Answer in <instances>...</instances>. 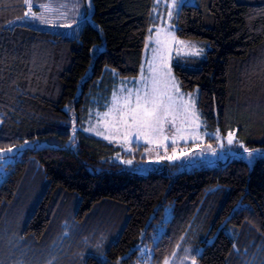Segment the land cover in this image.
<instances>
[{"label": "trees", "instance_id": "16d2710c", "mask_svg": "<svg viewBox=\"0 0 264 264\" xmlns=\"http://www.w3.org/2000/svg\"><path fill=\"white\" fill-rule=\"evenodd\" d=\"M92 1L93 21L71 38L27 24L10 26L25 16L24 0H0V150L35 145L8 164L10 177L0 180V216L39 164L48 187L27 234L42 236L73 196L80 200L76 217L82 221L100 205L115 204L128 216L123 231L106 261L89 257L86 264H133L142 240L154 236L156 221L173 205L154 247L156 260L173 253L201 214L212 224L213 240L204 241L199 263L229 264L235 246L251 239L248 232L264 242V158L252 168L229 159L148 175L114 161L123 149L86 132L85 122L94 99L110 91V69L119 78L139 75L156 0ZM175 25L179 38L208 46L204 59L174 63L181 89L200 90L206 129L236 131L248 148H264V61L256 63L264 51V0H197L181 6Z\"/></svg>", "mask_w": 264, "mask_h": 264}, {"label": "rangeland", "instance_id": "374dc122", "mask_svg": "<svg viewBox=\"0 0 264 264\" xmlns=\"http://www.w3.org/2000/svg\"><path fill=\"white\" fill-rule=\"evenodd\" d=\"M33 5L32 12L26 20L23 17L10 22V26L16 24H27L38 28L46 29L55 33H60L68 37H78L88 21H93L94 4L92 0H30ZM172 0H156L155 9L153 11V25L150 28L147 38V46L143 55V64L145 74H147V60L152 58V48L154 45V36L157 28H165L172 33V41L170 51L168 53V66L176 82L179 85L180 92L187 95L192 94L195 99L196 108L201 118V134L205 131L209 133L204 137L202 142H193L191 140L184 142L179 141L176 147L177 155H181V159L169 161L164 156L162 148L154 145L145 144L143 140L135 141L131 144H124L118 138L108 140L104 136L106 132L105 124L101 120V116L108 110V106L112 100L113 92H118L122 88H134L139 86V77L119 78L117 72L113 69L115 80L109 93L102 91L94 99L90 106L89 115L85 122V131L99 138L112 142L120 146L123 152H119L113 157V160L121 163L126 169H130L142 175H148L153 170L163 168H172L173 173L182 171H193L195 168L215 167L229 159H243L249 163L252 168L255 163L264 158V148L250 149L247 145L238 139L236 131L234 133L233 144H227V135L219 130V140H223L221 147L219 140L216 138L217 130L209 131L205 127L201 111L198 107L200 90L197 88L193 92H184L174 73V63L178 61H186L188 57H198L204 59L206 57L208 46L196 40H187L179 38L176 34L175 20L177 14L184 4H196L197 0H184L183 4L177 0V7H170ZM51 4L53 7H59L58 12H45L41 5ZM172 11L171 18L168 12ZM35 17L43 15L47 22H43ZM64 13V15H61ZM86 14V15H85ZM104 49V46L100 50ZM264 61V51L259 56L256 63ZM107 87H110L109 85ZM1 122V119H0ZM91 129H94L91 130ZM96 132H103V135H97ZM195 143H200L201 147L211 144L216 150L215 155L211 151L205 150L201 156L200 148L195 147ZM243 145V147H241ZM35 145L26 142L22 146L11 148V153H5L0 150V156H5V160L0 161V180L9 179L8 164L17 161L23 152ZM45 146V143L37 145ZM131 148V151H128ZM147 149H150L147 150ZM253 152L251 161L248 158V152ZM157 152L160 156H157ZM172 154V147L168 148V155ZM131 160V164L125 161ZM34 166V163L31 167ZM39 164L32 169V175L26 180L17 195L14 203L8 208L6 213L0 216V264H86L89 257H96L101 261L107 260V251L109 246L118 240L127 222L128 216L121 207L116 208L115 204L100 205L93 210L83 221L77 219L76 213L79 208L80 200L73 196V201H65L59 213L54 216L50 227L42 236L36 234H27L26 226L35 212L38 204L42 200L46 190L47 181L42 174ZM7 178V179H6ZM68 204V205H67ZM163 221L155 223L156 230L151 236H146L140 245V252L135 258L133 264H195L199 263V256L203 252L204 241H212L213 238L208 236L212 230V224L209 219L201 220L199 217L191 225L185 235L182 237L175 250L161 262L155 258L154 247L158 244V239L165 231L166 221L171 220L173 215V205H167L165 208ZM164 222V223H162ZM154 226V227H155ZM231 236L236 237L233 227L226 228ZM251 239L244 245H236L235 253L230 258L229 264H264V242L257 239V234L253 232L247 233V239Z\"/></svg>", "mask_w": 264, "mask_h": 264}, {"label": "snow or ice", "instance_id": "6c2138e0", "mask_svg": "<svg viewBox=\"0 0 264 264\" xmlns=\"http://www.w3.org/2000/svg\"><path fill=\"white\" fill-rule=\"evenodd\" d=\"M184 0H180L183 4ZM27 11L25 19L29 18L33 5L30 0H24ZM45 12H58L59 7H53L51 4L41 5ZM172 9L177 7V0H172L170 5ZM64 15V13H61ZM86 15V14H85ZM172 11L168 12L171 18ZM33 18L35 13H32ZM37 19L47 22L41 15ZM152 31L151 29L149 30ZM172 33L165 28H157L154 36V47L152 48V58L147 60V74L144 68H141L139 77V86L134 88H122L118 92H113L112 100L108 110L101 116L105 124V131L108 135L104 138L108 140L118 138L124 144H131L135 141L143 140L145 144L154 145L162 148L164 156L169 161L181 159L177 155L176 147L179 141L202 142L209 133L206 131L201 134V118L196 108L195 99L192 94H183L175 78L172 75L171 68L168 66V53L172 41ZM94 131V129H91ZM75 131V129L73 130ZM97 135H103V132H96ZM216 138L219 140V129H217ZM227 144H233L234 133L229 132ZM223 147V140H219ZM172 147V154L168 155V148ZM195 147L200 148V155L205 150L211 151L215 155L216 150L209 144L201 147L200 143H195ZM243 147V145H241ZM150 151V149H147ZM5 153H11L12 149L4 150ZM131 151V148H128ZM248 152V158L251 161L253 152ZM157 156L160 153L157 152ZM5 156H0V161L5 160ZM131 164V160L125 161ZM2 167V165H0ZM165 264H168L166 261ZM192 264H195L193 259Z\"/></svg>", "mask_w": 264, "mask_h": 264}, {"label": "water", "instance_id": "95a60500", "mask_svg": "<svg viewBox=\"0 0 264 264\" xmlns=\"http://www.w3.org/2000/svg\"><path fill=\"white\" fill-rule=\"evenodd\" d=\"M7 179V178H6Z\"/></svg>", "mask_w": 264, "mask_h": 264}]
</instances>
